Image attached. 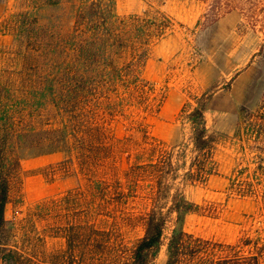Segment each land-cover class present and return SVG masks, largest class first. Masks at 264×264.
<instances>
[{
    "label": "rangeland",
    "instance_id": "1",
    "mask_svg": "<svg viewBox=\"0 0 264 264\" xmlns=\"http://www.w3.org/2000/svg\"><path fill=\"white\" fill-rule=\"evenodd\" d=\"M45 1L0 0V76L17 80L20 91L29 85L30 78L36 86L40 83V91L44 88L41 93H47L44 80L55 60V39L47 23L61 10ZM256 4L264 5V0ZM205 10V2L200 0H115L119 17L160 12L171 18L172 26L150 47L141 70L150 87L146 89L148 101L163 96L159 110H145L144 99L138 96L111 121L110 130L116 141L138 142L145 133L179 151L177 144L189 143L185 115L197 101H205L207 128L218 138L213 153L217 174L205 184L183 187L185 198L199 205L197 211L185 215L183 229L203 239L233 243L243 233H264V198L237 195L228 179L232 174L238 177L236 172L242 169V178L249 180L258 171L264 185V140L236 135L240 106L255 109L264 92V60L255 55L264 37L260 28L264 26V11H257L253 19L232 10L213 24L203 25ZM33 66L39 70L35 76L30 72ZM66 156L63 152L39 154L33 150L19 154V170L11 179L5 207L6 243L38 264H69L70 241L77 255L80 253L73 264H87L89 260L82 257L89 255L96 241L102 247L93 246L92 257L101 263L108 259L110 264H128L127 252L142 236V230L123 225L122 207L118 205L97 207V214L89 213V205L93 195L100 196L94 183L121 177L132 160L124 153L118 155L113 175L91 178L80 172L76 160L64 164ZM174 188H182L181 183ZM139 203L136 199L132 206L136 211ZM172 224L168 223L151 264H164ZM102 230L109 232L107 238L99 232Z\"/></svg>",
    "mask_w": 264,
    "mask_h": 264
},
{
    "label": "trees",
    "instance_id": "2",
    "mask_svg": "<svg viewBox=\"0 0 264 264\" xmlns=\"http://www.w3.org/2000/svg\"><path fill=\"white\" fill-rule=\"evenodd\" d=\"M200 1L206 5L203 25L213 24L232 10L253 19L257 11H264V5L257 6L258 0ZM45 4L61 10L47 23L55 39V60L44 80L47 93H41L44 88L40 91V83L36 86L30 78L29 85L20 91L17 80L0 76V264H38L4 239L10 182L19 170L22 150L63 152L67 155L64 164L76 160L80 172L91 178L113 175L118 155L124 153L127 160H132L121 177L94 183L100 196L93 195L89 205L91 214H97V207L118 205L122 207L123 225L142 230V236L127 252L128 264H151L171 221L164 264H264V233H243L233 243H222L183 229L185 215L199 208L185 198L183 187L205 184L217 174L213 153L218 138L207 128L205 101H197L185 115L189 143L177 144L179 151L145 133L138 142L116 141L111 134V121L122 115L136 97L144 99L145 110H159L163 96L148 101L146 89L150 87L141 70L150 47L172 26L171 18L160 12L119 17L115 0H46ZM260 28L264 35V26ZM255 55L264 60V37ZM31 68L35 76L39 70ZM238 118V137L243 134L247 140H264V92L255 109L240 106ZM236 173L238 177L232 174L228 179L237 195L264 198L258 171L249 180L242 178V169ZM177 183L182 188L173 189ZM136 199H140L137 211L132 207ZM99 232L108 237L107 230ZM68 243V260L73 264L80 253L77 255ZM93 246L100 249L102 244L95 241ZM93 246L89 255L82 257L89 260L87 264H110L108 259L101 263L92 257Z\"/></svg>",
    "mask_w": 264,
    "mask_h": 264
}]
</instances>
